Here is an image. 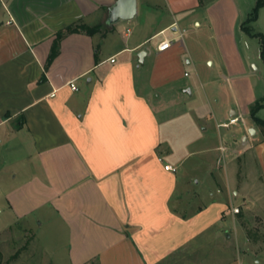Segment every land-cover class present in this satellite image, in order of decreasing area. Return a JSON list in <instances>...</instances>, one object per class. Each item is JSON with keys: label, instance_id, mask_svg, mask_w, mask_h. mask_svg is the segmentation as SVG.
I'll list each match as a JSON object with an SVG mask.
<instances>
[{"label": "crops", "instance_id": "obj_1", "mask_svg": "<svg viewBox=\"0 0 264 264\" xmlns=\"http://www.w3.org/2000/svg\"><path fill=\"white\" fill-rule=\"evenodd\" d=\"M116 1L0 0V172L8 150L21 153L2 185L13 217L4 231L63 232L60 264H259L264 233L250 230L264 221V129L251 111L264 99V7L248 35L258 0H137L134 20L109 26ZM164 39L173 43L160 52ZM210 117L217 129L253 122L227 142L218 130L216 147ZM221 147L226 179L212 174L231 204L210 189L197 206L181 170ZM48 250L44 264H58Z\"/></svg>", "mask_w": 264, "mask_h": 264}, {"label": "rangeland", "instance_id": "obj_2", "mask_svg": "<svg viewBox=\"0 0 264 264\" xmlns=\"http://www.w3.org/2000/svg\"><path fill=\"white\" fill-rule=\"evenodd\" d=\"M170 33H172V30H170ZM161 38L154 40L153 43L158 42ZM256 42L258 41L255 40L252 41V43L254 44ZM256 62L258 64L260 63L259 61ZM187 72L188 74L193 75L191 71H187ZM261 72H262L261 73L262 81L260 82V85H261V89H264L263 68L261 69ZM194 76L192 77L193 79H195L196 77ZM198 89L199 91H197V89L195 91V97H194V99L196 100L195 102L199 104H206L207 103L206 96L204 95L203 92H201L199 87ZM215 103L216 102L213 101L212 105L214 107H217ZM261 115L264 116V112ZM210 119L211 120L208 121V124H210L209 135L211 136L214 146L220 147L221 141L218 136L219 133L218 130H220V132L224 134L223 139L227 142V138L225 135L234 132L236 126L238 125L231 126L230 128L219 127L217 129L216 123L213 120V118L210 117ZM247 122L251 123L253 121L251 120L250 117H247V121L241 120V123H239L238 127L242 128V130L246 129L244 124H246ZM241 134L242 133H237V139L240 137ZM228 155H229L228 151L223 152L220 149L214 150L207 155L193 154L185 163V166H183L181 172H183V174L188 176V180L190 183L189 190L193 195L200 194L199 200L196 203L197 206L207 204V202H210L212 200L211 197L209 196L211 194L209 192L210 189L214 190L215 192L214 194L217 197L218 194H216L215 191L216 184L213 179V174L218 175L222 180L226 179L225 167L229 161ZM20 156H21L20 152L11 153L10 150H8L6 152L7 168L4 171L0 172L1 180H2L0 183V251L2 253V261L4 264H44L46 261L45 260L46 256L43 252V245H44L49 249L48 254L50 256L52 255L53 257L54 256L57 257L55 263H58L59 258L61 260L65 259L66 249H65V243H64L65 240L63 237V232L55 230L50 226H46L43 229L38 228L35 222H33V224L29 228L27 227L26 223L18 222L15 227H12L7 231H4L13 222V217L11 216V214L7 209V201L5 198L2 185L5 180L8 181L11 180L12 173L18 167L17 164L15 163V159ZM248 157L249 155H246V157H242V161L244 162V160L247 159ZM247 166H248L247 169L250 170L253 169L254 167L252 163L248 164ZM219 198H224L226 204L228 205L231 204V201L227 197L226 193L224 195H220ZM232 205L240 206L242 205V202L239 198H235L232 202ZM254 221H255L254 228H251L250 233L255 238L257 236L255 232L256 226L258 228L262 227L264 233V221L261 219H257ZM26 227L27 230L25 229ZM258 239L261 242L260 248L263 249L264 234L263 236L262 235L258 236ZM55 246L57 248H55ZM257 260L259 261V264H264V253L260 255L259 258H257ZM62 264L65 263L62 262Z\"/></svg>", "mask_w": 264, "mask_h": 264}, {"label": "trees", "instance_id": "obj_3", "mask_svg": "<svg viewBox=\"0 0 264 264\" xmlns=\"http://www.w3.org/2000/svg\"><path fill=\"white\" fill-rule=\"evenodd\" d=\"M264 7V0H258L253 11L251 12L249 18L246 20V22L243 24V30L249 35L250 34V30L249 27L247 25H249L252 22H255L258 19V15H259V11L260 9ZM81 30L86 31L88 33H93L94 29H90L87 26H81L80 27ZM79 31L77 28H69L67 30L68 33L71 32H76ZM65 35L64 32H61L58 34V40L56 41L52 54L50 55L49 58V62H51L55 56L57 55V50L59 48V41L61 40V38ZM258 36L261 39V45H262V55L264 54V37L262 35H255ZM264 108V101H258L256 103V105L253 107L252 111H251V116L253 118V120L255 121V123H257L259 126H261L264 129V121L261 120L260 118L257 117V113ZM0 264H4L2 261V253L0 251Z\"/></svg>", "mask_w": 264, "mask_h": 264}, {"label": "water", "instance_id": "obj_4", "mask_svg": "<svg viewBox=\"0 0 264 264\" xmlns=\"http://www.w3.org/2000/svg\"><path fill=\"white\" fill-rule=\"evenodd\" d=\"M137 0H118L109 9L107 25L112 26L121 21H131L137 17ZM146 56L145 52L140 54L141 62Z\"/></svg>", "mask_w": 264, "mask_h": 264}, {"label": "built area", "instance_id": "obj_5", "mask_svg": "<svg viewBox=\"0 0 264 264\" xmlns=\"http://www.w3.org/2000/svg\"><path fill=\"white\" fill-rule=\"evenodd\" d=\"M182 36H183V33H180V38H181ZM172 43H173V40H171V39H164V40H162V41L159 43L157 49H158V51H160V52H164V51H166V50H168V49L171 48ZM114 61H115V60L112 59V62H114ZM69 86L71 87V89H72L73 91H78V90H79L78 87H77V85H76V83H75V81L70 82V83H69ZM239 121H240L239 118H235V119L230 120L229 123L219 125V127L229 128L231 124H237ZM220 150L223 151V152L226 151L224 147H221ZM165 168H166V170H168V171H172V172H176V171H177L176 168H174V167H172V166H170V165H167ZM233 212H234L235 214H238V213L240 212V209H239V208H234V209H233Z\"/></svg>", "mask_w": 264, "mask_h": 264}]
</instances>
